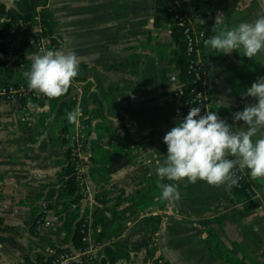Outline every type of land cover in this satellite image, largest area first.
<instances>
[{"label": "crops", "instance_id": "crops-1", "mask_svg": "<svg viewBox=\"0 0 264 264\" xmlns=\"http://www.w3.org/2000/svg\"><path fill=\"white\" fill-rule=\"evenodd\" d=\"M16 1L0 3L14 7ZM47 5L62 40L58 49L75 51L79 60L81 82L71 83L74 89L64 101L81 106L80 154L88 192L78 218L87 221L97 243L93 264H154L157 258L165 264H264V177L245 171L258 193L251 198L234 186L203 180L165 181L177 183L179 198H160L148 151L166 152L162 137L180 118L181 101L174 93L181 80L171 30L155 24L156 0H48ZM262 14L264 0H208L193 20L205 27L213 19L216 34ZM0 21L1 33L5 18ZM206 41L210 110L238 129L243 122L232 115L251 100L243 90L264 76V53L253 58L242 50L221 54ZM38 50L32 35L19 29L0 38V60L11 71L0 72V89L27 82L29 55ZM23 104L0 93V264H33L47 247L75 252L84 245L60 243L62 225L53 211L48 225L34 224L41 194L61 184L69 136L77 126L67 119L73 108L48 99L44 106L27 108V121ZM96 195L107 200L101 206L104 228L92 227Z\"/></svg>", "mask_w": 264, "mask_h": 264}, {"label": "clouds", "instance_id": "clouds-1", "mask_svg": "<svg viewBox=\"0 0 264 264\" xmlns=\"http://www.w3.org/2000/svg\"><path fill=\"white\" fill-rule=\"evenodd\" d=\"M206 43L221 54L242 50L244 56L253 58L264 53V14L226 26ZM29 59L24 73L27 87L48 97L63 95L79 73V60L72 50L40 49ZM242 96L251 100L235 111L232 119L243 122V127L234 130L216 111H205L201 104H195L165 132L166 152L157 155L153 149L148 151L152 152L149 163H155L162 200L179 198L177 183L165 181L203 180L231 187L238 183L237 169L252 178L264 177V76L246 87ZM78 114L79 109L69 111L67 119L74 122Z\"/></svg>", "mask_w": 264, "mask_h": 264}, {"label": "trees", "instance_id": "trees-1", "mask_svg": "<svg viewBox=\"0 0 264 264\" xmlns=\"http://www.w3.org/2000/svg\"><path fill=\"white\" fill-rule=\"evenodd\" d=\"M208 0H156L158 5V15L155 18V24L165 23L171 30V35L176 44V50L174 54V63L179 70V76L182 85V94L179 96L181 101L180 118L187 114L185 103L193 97V93L190 91L193 81L196 77L195 70L191 67V59L194 53H188L186 49V40L184 35V25L179 24V18L184 20H193L194 13L199 9L202 4H205ZM48 0H17L14 7H6L0 3V17L5 18V27L0 33V38L6 36L11 30L19 29L29 35H32L34 39L44 37L48 40L46 49L53 48L58 49L62 45L60 34L56 30V20L53 17L51 10L48 7ZM36 16V18H35ZM37 26L36 31H32L31 27ZM197 27V26H196ZM204 31V36L198 43L200 49V57L204 61L202 69L198 71L200 78L208 77V67L202 49L204 42L212 35L215 34V26L213 19L205 27H197ZM6 70L8 75L11 71L5 67V63L0 60V72ZM81 82V78L76 76L73 78L72 83L77 84ZM9 84H16L15 82ZM8 85V84H6ZM74 89L73 85H69L67 91L58 97L46 96L52 104L61 100V107L65 104L64 98L72 93ZM75 158L68 154L67 162L62 168L61 184L53 192H46L41 194L42 201L46 202V207L49 211H53V215L58 216L61 221L63 237L60 239V243H66L71 240L74 247H81L84 243L82 237L89 235L90 226L84 218H78L79 203L82 199V193L78 184V174L75 171ZM248 184V183H247ZM234 189L237 192L244 193L243 187H236ZM43 195V196H42ZM248 197V196H247ZM96 202L98 207L95 210V216L93 218L92 227L95 223H100L104 228L106 226V218L103 216L102 205L106 204L107 200L103 199L99 195H96ZM41 201V202H42ZM41 202L38 203L37 212L34 217V224L40 217ZM111 212V211H110ZM114 213V212H112ZM99 240V237H96ZM55 252L68 251L65 247H54ZM107 252V250H106ZM44 255L38 256L36 260H41ZM154 264H157L154 261Z\"/></svg>", "mask_w": 264, "mask_h": 264}, {"label": "built area", "instance_id": "built-area-1", "mask_svg": "<svg viewBox=\"0 0 264 264\" xmlns=\"http://www.w3.org/2000/svg\"><path fill=\"white\" fill-rule=\"evenodd\" d=\"M176 18H179V24L184 25V35L186 40V49L188 53H194L191 59V67L195 70V79L191 86L190 91L193 93V97L185 103L186 111L188 112L189 108L195 106V104H201L202 110L205 111L210 110V95L206 89V79L200 78L198 71L202 69L204 65V61L200 57V49L198 48V43L200 39L204 36V31L202 29H198L192 20L184 21L182 20L178 14L175 15ZM36 18V16H35ZM37 29V27H36ZM35 30V29H34ZM36 46L38 49H46L45 38L39 37L34 39ZM182 85H180L175 90V95L179 97L182 94ZM0 93L8 100L13 101L16 97L21 96H30L31 98H39L43 96V94L30 89L27 87L26 83L19 84H8L4 85L0 89ZM24 116L22 120H24ZM2 126L1 123V115H0V128ZM73 138H75L73 136ZM73 159H76L75 162V171L78 174V184L82 193V196H85L88 192V185L86 182V177L84 174V170L81 165H79V157L81 156L77 149H72ZM237 176L239 177L238 183L235 185L240 188L243 187V191L245 194L251 198L258 195L255 187L250 184H247V176L245 170L237 169ZM41 215L36 220V224L39 226L41 224H49L48 220V212L49 210L46 207V202H41ZM1 223V219H0ZM82 241L84 245L79 248L77 251H62L55 252V249L50 247L46 248L44 258L41 260H35L33 264H93L96 259V249L97 243L95 240L91 239L89 235L82 237ZM157 264H165V262L161 258L156 259Z\"/></svg>", "mask_w": 264, "mask_h": 264}, {"label": "rangeland", "instance_id": "rangeland-1", "mask_svg": "<svg viewBox=\"0 0 264 264\" xmlns=\"http://www.w3.org/2000/svg\"><path fill=\"white\" fill-rule=\"evenodd\" d=\"M36 27L37 26L33 24V26L31 27V30L32 31H36ZM46 100H48V98L46 97V95H43V96H41L39 98H34V97L31 98L28 95V96H24V97L23 96L16 97L15 99H13V101H16V102L20 101V102H23L24 103L23 106L21 107V109H22L21 114L25 117L24 120L27 119V121H29L30 118H31L30 117L31 115L28 113L27 108H29V110H31V108H34V106L35 107H37V106H44V103H45ZM70 107L73 108V110L79 109L78 118L76 120L77 121V124H76L77 126L75 128L76 131L72 132L71 133V136H69V139H70V154H71V156H73L72 149H77L79 151V153L82 150V145H83V142H84V137H83V134H82V132H83L82 129H83L84 125H83L82 121L80 120V117H81V106H80V104H78V105L76 104V105H72V106L71 105H65L64 106V108H68V109ZM73 136L75 138H73ZM80 155H82V154H80ZM74 161L76 162V159ZM78 162H79V165H81L82 168H83L84 167L83 163H85L84 162V157L83 156H80Z\"/></svg>", "mask_w": 264, "mask_h": 264}]
</instances>
